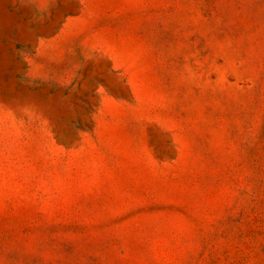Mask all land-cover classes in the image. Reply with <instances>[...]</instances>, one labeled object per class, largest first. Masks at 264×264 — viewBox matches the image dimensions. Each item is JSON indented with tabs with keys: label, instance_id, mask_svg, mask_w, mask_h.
Wrapping results in <instances>:
<instances>
[{
	"label": "rangeland",
	"instance_id": "obj_1",
	"mask_svg": "<svg viewBox=\"0 0 264 264\" xmlns=\"http://www.w3.org/2000/svg\"><path fill=\"white\" fill-rule=\"evenodd\" d=\"M90 2L137 43L138 107L0 64V264H264V0Z\"/></svg>",
	"mask_w": 264,
	"mask_h": 264
},
{
	"label": "crops",
	"instance_id": "obj_2",
	"mask_svg": "<svg viewBox=\"0 0 264 264\" xmlns=\"http://www.w3.org/2000/svg\"><path fill=\"white\" fill-rule=\"evenodd\" d=\"M64 1L65 22L54 29L45 27L51 33L44 35L43 25L37 21L52 16L53 9L59 10L58 0H0V64L9 65L5 79H17L31 89L72 90L91 73L92 85H82L83 95L97 99L94 115L98 119L102 108H137V43L107 41L100 26L84 24L85 17L93 14L90 0ZM28 9L32 23L26 20ZM101 60L105 69H100ZM124 78L132 97L125 106Z\"/></svg>",
	"mask_w": 264,
	"mask_h": 264
}]
</instances>
